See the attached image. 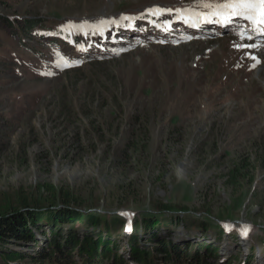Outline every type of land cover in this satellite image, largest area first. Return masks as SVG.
I'll return each mask as SVG.
<instances>
[{"label":"rangeland","instance_id":"374dc122","mask_svg":"<svg viewBox=\"0 0 264 264\" xmlns=\"http://www.w3.org/2000/svg\"><path fill=\"white\" fill-rule=\"evenodd\" d=\"M193 5L0 0L1 15L42 19L21 42L0 31V214L21 211L22 199L47 205L67 192L81 213L126 221L118 250L138 264L128 256L131 222L162 205L164 217L183 222L229 220L235 235L216 240L220 260L234 254L231 264H264V35L239 18L191 26L174 13L148 12ZM100 20L115 23L62 30L76 40L56 34ZM248 44L256 47H236ZM160 229L175 245L214 238L188 223ZM22 241L3 248L34 264L37 247Z\"/></svg>","mask_w":264,"mask_h":264},{"label":"trees","instance_id":"16d2710c","mask_svg":"<svg viewBox=\"0 0 264 264\" xmlns=\"http://www.w3.org/2000/svg\"><path fill=\"white\" fill-rule=\"evenodd\" d=\"M40 22V18H10L0 14V31L21 42V33L28 35ZM56 34L62 37L63 42L71 38L61 30H57ZM72 39L76 40V36ZM228 176L230 183H233L240 176V167L230 169ZM72 201L69 193L57 191L52 194L47 205L22 199L19 203L21 211L0 214V261L5 264H24L21 260L25 255L3 248L6 240L15 238L23 240L22 244L29 243L37 247V255L32 256L34 264H126V255L118 250L117 242L120 238L116 239L126 221L117 214L110 216L90 211L81 213L71 206L74 203ZM88 208L84 210H89ZM167 210L169 208L166 206L156 205V212H148L147 216L131 222L134 231L133 234H127L126 241L129 258L138 264H155L157 256L161 257V264H215L218 261L231 264L230 260L237 258L231 254L224 262L217 255L219 251L216 240L235 235L222 224L229 220L220 221L222 223H211L208 220L183 222L178 216L164 217V211ZM179 222L188 223L191 229H197L200 233L212 231L214 240L210 238L209 243L202 242L200 245L195 242L175 245L171 240L162 241L158 230ZM39 235L45 239L40 241L37 238ZM247 237L252 241L259 239L249 233ZM143 240L154 245L147 248ZM249 252H252L251 248ZM247 258L249 259V254ZM239 264H248V261Z\"/></svg>","mask_w":264,"mask_h":264},{"label":"snow or ice","instance_id":"6c2138e0","mask_svg":"<svg viewBox=\"0 0 264 264\" xmlns=\"http://www.w3.org/2000/svg\"><path fill=\"white\" fill-rule=\"evenodd\" d=\"M203 9L204 11H201ZM148 12L152 15L156 14H175L178 18L183 19L185 23H189L191 26H197V23L201 20L204 22H211L215 19L221 24L231 23L234 19L239 18L248 22L251 26L252 31L258 35H264V0H194V5L188 8H176L173 9H149ZM121 19L129 20L127 16H122ZM115 21L112 20H100L97 25H88L87 22L77 26L68 24L62 26L64 28H76L81 29L85 27L98 28L104 24H112ZM242 39L252 40V35L245 36L243 32L240 33ZM237 48L241 47H256L255 44L248 45H236ZM250 59L259 63L255 56H250ZM65 64L68 62L65 60ZM255 67V64H253Z\"/></svg>","mask_w":264,"mask_h":264},{"label":"water","instance_id":"95a60500","mask_svg":"<svg viewBox=\"0 0 264 264\" xmlns=\"http://www.w3.org/2000/svg\"><path fill=\"white\" fill-rule=\"evenodd\" d=\"M235 223H237V222H235Z\"/></svg>","mask_w":264,"mask_h":264}]
</instances>
